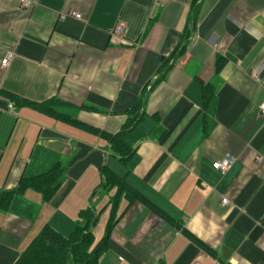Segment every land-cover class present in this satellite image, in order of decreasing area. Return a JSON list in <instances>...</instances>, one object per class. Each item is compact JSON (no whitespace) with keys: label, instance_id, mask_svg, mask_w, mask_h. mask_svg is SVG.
<instances>
[{"label":"crops","instance_id":"1","mask_svg":"<svg viewBox=\"0 0 264 264\" xmlns=\"http://www.w3.org/2000/svg\"><path fill=\"white\" fill-rule=\"evenodd\" d=\"M31 1L0 0V92L28 101L0 112V191L59 161L64 180L48 200L59 207L88 170L96 189L105 165L163 213L98 191L95 240L118 219L100 264H264V0ZM120 23L129 32L116 38ZM33 103L111 135L139 111L145 137L123 163L107 136ZM226 155L235 160L221 173L213 162ZM30 189L0 210V264H15L44 227L32 234L42 216Z\"/></svg>","mask_w":264,"mask_h":264},{"label":"trees","instance_id":"2","mask_svg":"<svg viewBox=\"0 0 264 264\" xmlns=\"http://www.w3.org/2000/svg\"><path fill=\"white\" fill-rule=\"evenodd\" d=\"M199 7V3L194 5L193 15L191 14L192 22H195L197 19ZM191 35L192 28L190 29L187 26L183 43H181V46L173 54V58L179 57L185 51ZM173 58L167 59L166 61L169 62ZM224 62L225 58L219 55L217 58V71L221 70ZM170 68L171 65L167 70L169 71ZM167 70L163 72V76H165V72H168ZM0 93H3L0 104H4L5 99L12 100L15 104L28 102L14 97L7 92L4 93L1 91ZM33 105L49 115H55L73 125L80 126L99 135L107 136L111 140L109 151L123 163H126L135 153L140 142L145 137L138 127L142 119L139 111L135 112L136 114L131 118L132 120L129 119L125 123L121 131L111 135L76 118L69 117L62 110L56 109L49 103H33ZM65 170L66 168L62 167L61 163L57 161L48 169L24 174L20 183L15 188L0 191V210H9L15 197L22 195L29 188L40 190L43 192L46 201L51 200L63 183ZM101 174L102 181L94 190L89 206L80 211V216L85 219V223L78 225L70 236H65L51 225L46 224L42 231L32 240L27 249L20 254L15 264H100L101 256L108 249L111 230L118 220L114 215L111 216L105 235L96 242L94 228L99 222L100 213L93 205V200L100 190L105 191L116 187L118 194L113 198V203L116 204V199H118L120 194L125 192L130 204L135 200H139L155 212L159 214L163 213L161 208L137 191L125 177H121L105 165L101 167Z\"/></svg>","mask_w":264,"mask_h":264},{"label":"rangeland","instance_id":"3","mask_svg":"<svg viewBox=\"0 0 264 264\" xmlns=\"http://www.w3.org/2000/svg\"><path fill=\"white\" fill-rule=\"evenodd\" d=\"M99 176L98 170H88L83 176L84 178L79 180L74 190L64 199L63 205H60L59 207L55 206L52 202L46 201L44 199V195L41 192L30 189L26 195V198L41 209L42 216L40 221L36 223L32 234H35L43 225L45 226L46 223H49L63 232L65 235H70L76 228L78 222H82V217L80 218L79 214L80 210L82 209L80 206L86 208L89 205L93 191L100 182ZM108 199L109 197L106 195L104 198L98 200V207L101 212L103 210L102 208H104L105 202H107ZM102 221L103 218L96 227V231L97 229L99 231ZM29 240L30 238L27 240V242H29ZM96 240L98 242L100 240L99 237H97Z\"/></svg>","mask_w":264,"mask_h":264},{"label":"built area","instance_id":"4","mask_svg":"<svg viewBox=\"0 0 264 264\" xmlns=\"http://www.w3.org/2000/svg\"><path fill=\"white\" fill-rule=\"evenodd\" d=\"M33 3L34 2L31 0H21V4L25 6L32 5ZM71 14L74 15L76 18L81 19V14L75 11H72ZM128 32H129V28L124 23H120L112 30V35L116 38H123L128 34ZM14 56H15V53L13 51H7L5 56L1 60L2 68H7L10 65V62ZM1 98L3 97L0 95V99ZM4 102H5L4 104L3 103L0 104V112H3L5 110H14L16 108V104L14 101L5 99ZM260 110L264 114V102L260 105ZM261 159H262L261 157L258 158L259 161ZM234 160L235 158L233 156L226 155L223 158L217 161H214L213 167L217 169L218 171H220L221 173H225L226 171L230 169ZM223 201L224 203L228 202L226 198H224Z\"/></svg>","mask_w":264,"mask_h":264}]
</instances>
